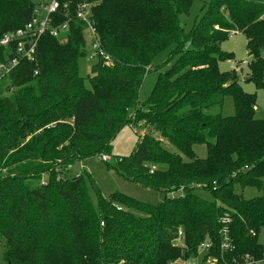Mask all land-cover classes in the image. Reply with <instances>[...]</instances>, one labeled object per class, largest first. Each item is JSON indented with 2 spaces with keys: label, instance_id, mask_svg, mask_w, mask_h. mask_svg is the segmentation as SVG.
Listing matches in <instances>:
<instances>
[{
  "label": "trees",
  "instance_id": "16d2710c",
  "mask_svg": "<svg viewBox=\"0 0 264 264\" xmlns=\"http://www.w3.org/2000/svg\"><path fill=\"white\" fill-rule=\"evenodd\" d=\"M96 1V31L111 65L95 58L81 75L86 44L75 21L66 41L42 36L37 63L22 61L0 79V264H170L194 257L205 241L206 256L261 259L264 116L256 117V96L242 89L238 72L218 62L233 58L220 43L243 33L250 57L243 80L264 88V0ZM33 7V0H0V36L28 22ZM169 47V66L139 105L145 73ZM227 95L234 115L212 112ZM123 124L144 132L129 155H112ZM197 144L205 157L195 154ZM96 155L113 158L125 179L162 200L95 191V209L82 173L70 167ZM235 184L259 195L243 198ZM225 225L232 250L222 252Z\"/></svg>",
  "mask_w": 264,
  "mask_h": 264
},
{
  "label": "rangeland",
  "instance_id": "374dc122",
  "mask_svg": "<svg viewBox=\"0 0 264 264\" xmlns=\"http://www.w3.org/2000/svg\"><path fill=\"white\" fill-rule=\"evenodd\" d=\"M173 47L161 50L158 52L152 60V64L149 70L145 73L139 90L137 101L140 105L150 95L154 84L157 80V76L160 72H163L168 66L165 65L166 60L169 57V53ZM220 49L232 53V59H224L218 62V67L221 71H228L235 68L234 61L239 62L238 74L240 76V85L242 89L250 94L256 96V117L264 116V88L256 87L252 81H244L243 78L248 74V68L246 65H242L241 61L248 62L250 57L246 50V37L241 32L231 33L228 38L220 43ZM91 62L82 58L80 60V73L86 75L89 72ZM212 112H220L224 116H232L235 113L233 99L230 95L225 96L221 108L214 107ZM132 108H129L127 115L132 114ZM144 130L140 126H131L130 124H123L119 127L115 136L111 142V154L119 156L129 155L134 148L138 140V134L143 133ZM165 146L168 150L176 152V149L169 143L165 142ZM195 154L203 158L206 156V147L203 144H197L193 146ZM108 163H105L102 157L99 155L91 156L89 158L76 161L70 167V173H82L85 186L89 193L92 205L97 209V199L95 191H98L101 196L108 198L111 194L122 193L131 196L137 200L157 204L159 203L163 195L161 192L148 189L137 182H133L125 179L112 165L114 164L113 158L108 157ZM5 169H1L4 171ZM234 191L240 194L243 198H253L259 195V191L254 186L241 187L235 184ZM182 191L174 192V195L182 194ZM205 198H209L208 195L202 193ZM257 241L261 245L264 252V227L261 228L257 234ZM1 252V249H0ZM195 264H203L200 259L195 261Z\"/></svg>",
  "mask_w": 264,
  "mask_h": 264
},
{
  "label": "built area",
  "instance_id": "2783aa9c",
  "mask_svg": "<svg viewBox=\"0 0 264 264\" xmlns=\"http://www.w3.org/2000/svg\"><path fill=\"white\" fill-rule=\"evenodd\" d=\"M33 2L31 19L22 27L5 32L0 36V50L3 51V57H5L0 60V79L6 77L22 61L31 64L37 63V46L42 36L47 35L60 42L66 41L72 23L75 21L79 22L83 28L82 33L86 44L85 59L92 61L95 58H100L105 65L113 63L111 56L104 51L96 31L93 16L96 0H33ZM233 64L235 65L234 70H240L238 69L239 62L234 61ZM241 64L247 66L246 61H241ZM102 159L107 161L108 157L102 156ZM221 222H229V216L225 214L221 218ZM220 232L222 234L221 251L232 250L226 225ZM176 243L182 246L180 231L177 234ZM210 247L211 243L205 241L199 245L198 253L194 257L177 258L170 264H195L198 259L203 264H264V253L259 260H253L249 255L243 256L240 260H228L226 257L206 256Z\"/></svg>",
  "mask_w": 264,
  "mask_h": 264
},
{
  "label": "crops",
  "instance_id": "0c3cea01",
  "mask_svg": "<svg viewBox=\"0 0 264 264\" xmlns=\"http://www.w3.org/2000/svg\"><path fill=\"white\" fill-rule=\"evenodd\" d=\"M257 106V105H256Z\"/></svg>",
  "mask_w": 264,
  "mask_h": 264
}]
</instances>
